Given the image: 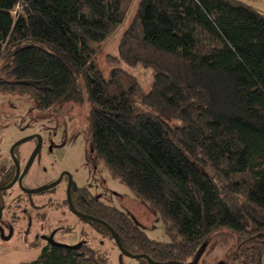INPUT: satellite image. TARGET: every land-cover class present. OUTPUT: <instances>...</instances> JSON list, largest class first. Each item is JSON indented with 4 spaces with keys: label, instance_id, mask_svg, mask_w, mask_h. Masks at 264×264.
I'll use <instances>...</instances> for the list:
<instances>
[{
    "label": "trees",
    "instance_id": "obj_1",
    "mask_svg": "<svg viewBox=\"0 0 264 264\" xmlns=\"http://www.w3.org/2000/svg\"><path fill=\"white\" fill-rule=\"evenodd\" d=\"M132 1L0 0V92L39 111L86 92V153L168 236L152 239L98 195L73 191L72 206L105 221L126 251L188 262L228 230L232 260L264 264V14L238 0H138L115 59L152 69L144 90L118 65L104 77L94 60ZM78 242L45 244L17 264H114Z\"/></svg>",
    "mask_w": 264,
    "mask_h": 264
},
{
    "label": "rangeland",
    "instance_id": "obj_2",
    "mask_svg": "<svg viewBox=\"0 0 264 264\" xmlns=\"http://www.w3.org/2000/svg\"><path fill=\"white\" fill-rule=\"evenodd\" d=\"M264 14V0H238ZM138 0H133L121 25L103 42L97 45L94 57L100 73L106 77L112 67L118 65L131 73L148 90L152 69L142 65L126 66L116 62L117 45L124 29L132 19ZM0 60V66L2 64ZM90 104L83 90L78 99L63 102L54 108L39 111L32 100L0 92V169L13 164L10 147L18 139L32 134L39 135L41 146L34 158L22 186L34 188L54 178L61 170L69 171L77 186H86L104 203L125 212L150 238L167 242L164 225L159 214L136 197L124 184L112 179L102 163L90 173L85 153L89 149L87 115ZM36 138L15 147L13 154L22 170L29 151L35 148ZM45 167L46 171L42 168ZM4 215L15 219L9 239L0 236V264H17L35 259L46 241L40 234H48L57 228L56 242L72 245L87 240L114 264H143L140 258L123 255L108 235L94 229L88 222L74 215L65 202L64 185L42 194L24 195L17 186L4 194ZM10 202V205H8ZM26 210L23 212L22 210ZM27 220H30L28 226ZM27 222V223H26ZM28 227V228H27ZM28 229L27 236L23 230ZM5 228L3 232L8 234ZM218 233V232H217ZM206 248L196 264H239L230 258L235 246V237L228 230L214 234L206 240Z\"/></svg>",
    "mask_w": 264,
    "mask_h": 264
},
{
    "label": "water",
    "instance_id": "obj_3",
    "mask_svg": "<svg viewBox=\"0 0 264 264\" xmlns=\"http://www.w3.org/2000/svg\"><path fill=\"white\" fill-rule=\"evenodd\" d=\"M32 138H36L37 140V146L34 148V150L32 151V153L30 154V156L28 157L27 161L25 162L22 170H20V164H19V161L18 159L15 157V155L13 154V149L15 147H17L18 145H20L21 143L25 142V141H28ZM40 143H41V139L39 137V135L37 134H32V135H27V136H24L20 139H18L17 141H15L11 147H10V156L12 158V161L14 162L15 164V177L11 180V182L9 184H7L6 186L4 187H1L0 190H5V189H8L10 188L15 182H17V184L19 185V187L22 189L23 192L25 193H28V194H36V193H39V192H42L44 190H47V189H50L52 188L53 186H55L57 183H58V180L52 182V183H49L47 185H44V186H40V187H35V188H26V187H23L22 184H21V179L23 178L24 174L28 171L29 167L31 166L35 156H36V153L39 149V146H40ZM69 190H70V187L68 185L67 187V192H66V198H67V204H68V207H69V210L76 216H78L79 218H83V219H86V220H89V221H93V222H96V223H100L102 224L103 226H105L109 232L111 233L112 235V238H113V241H114V244L116 245L117 249L123 254V255H126V256H129V257H134V258H143L146 260L147 264H196L198 259L200 258L203 250H204V245H201L200 248L197 250V252L195 253L193 259L191 261H188V262H179V261H175V260H169V261H164V262H156V261H153L148 255L146 254H133V253H130L128 251H126L118 237H117V234L115 233V231L103 220L99 219V218H96V217H93V216H90V215H87V214H84V213H81V212H78L73 206H72V203H71V199H70V193H69ZM1 212V210H0ZM10 234L7 235V236H3L2 239H8L10 237ZM52 235L53 233H51L49 236H44V238L47 240V242H49L51 245H55V244H59V245H68V244H61V243H58L56 241H54L52 239ZM1 236H2V233H1ZM80 244V242L78 243H75L74 245L75 246H78ZM216 264H224L223 262H218Z\"/></svg>",
    "mask_w": 264,
    "mask_h": 264
},
{
    "label": "flooded vegetation",
    "instance_id": "obj_4",
    "mask_svg": "<svg viewBox=\"0 0 264 264\" xmlns=\"http://www.w3.org/2000/svg\"><path fill=\"white\" fill-rule=\"evenodd\" d=\"M35 145L37 146V141H35ZM35 146V147H36ZM40 146H41V143H40ZM39 146V148H40ZM15 149V148H14ZM13 149V151H14ZM34 150V149H33ZM32 150V151H33ZM39 151V149H38ZM38 151L36 153V155L38 154ZM32 152L29 151V155L31 154ZM36 157V156H35ZM85 157H86V162L90 168V173L91 172H94L95 171V167H96V164L94 163V161L90 158V155H88L87 153H85ZM30 168V167H29ZM43 171L47 172L46 171V168L43 167L42 168ZM29 171V169H28ZM28 171L24 174L23 178L21 179V183H22V180L27 176L28 174ZM15 164L13 162L12 165H10L9 167H7L6 169H0V188L1 187H4L6 186L7 184H9L11 182V180L15 177ZM58 180V183L53 186L52 188L50 189H47V190H44L42 192H39V193H36L35 195H38V194H42V193H45V192H48L50 190H53V188H55L56 186H58L59 184H63L64 185V192H65V202H66V205L68 206L67 204V198H66V192H67V187L69 185L70 187V190H69V193H70V199H71V203H72V196H73V191H75L77 188H85L87 190L88 193H91V194H95L94 192L90 191L86 186H77V184H75L74 180H73V176L69 173V171H66V170H61L54 178L48 180L46 183H44L43 185L41 186H44V185H47L49 183H52L54 181ZM14 186H17L20 190V192H22L24 195H31V194H28V193H25L22 191V189L19 187V185L17 184V182H15L10 188L8 189H5V190H0V236H1V233H2V236H7L9 235V233H11V230H13V227H14V224L16 223L15 222V219H9V218H6V216L4 215V208H5V205H6V201H3V198H4V194L5 192H7L9 189L13 188ZM40 187V186H38ZM35 188V187H34ZM8 205H10V202H8ZM69 208V207H68ZM77 210V209H76ZM23 212H26V210H22ZM78 211V210H77ZM80 212V211H78ZM82 213V212H81ZM78 217V216H77ZM28 222V226L30 224V220H27ZM26 222V223H27ZM9 229L10 231L8 232V234H5L3 232V229ZM28 228V227H27ZM24 229L23 232H24V235L27 236V233H28V229ZM57 231L58 229L55 228V229H52L48 234H40V238L44 239L46 241V244H48L49 242H47V240L44 238V236H49L51 233H53L52 235V239L54 241H57L56 238H55V235L57 234ZM11 235V234H10ZM9 239V238H8ZM5 240V239H3ZM218 262H223L224 264L225 261L223 260H219L217 261L216 263ZM215 263V264H216Z\"/></svg>",
    "mask_w": 264,
    "mask_h": 264
}]
</instances>
